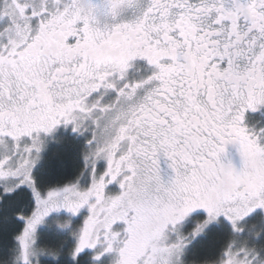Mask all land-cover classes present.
Instances as JSON below:
<instances>
[{
    "label": "snow or ice",
    "instance_id": "1",
    "mask_svg": "<svg viewBox=\"0 0 264 264\" xmlns=\"http://www.w3.org/2000/svg\"><path fill=\"white\" fill-rule=\"evenodd\" d=\"M261 105L264 0H0V264H264Z\"/></svg>",
    "mask_w": 264,
    "mask_h": 264
},
{
    "label": "clouds",
    "instance_id": "2",
    "mask_svg": "<svg viewBox=\"0 0 264 264\" xmlns=\"http://www.w3.org/2000/svg\"><path fill=\"white\" fill-rule=\"evenodd\" d=\"M244 165L237 166L232 160H222L218 163L216 172L240 190L250 191L255 185L264 181V159L249 156L245 159Z\"/></svg>",
    "mask_w": 264,
    "mask_h": 264
},
{
    "label": "flooded vegetation",
    "instance_id": "3",
    "mask_svg": "<svg viewBox=\"0 0 264 264\" xmlns=\"http://www.w3.org/2000/svg\"><path fill=\"white\" fill-rule=\"evenodd\" d=\"M245 122L249 127L256 130L264 128V105L258 106L255 112L249 110L246 113ZM227 156L239 166L240 156L235 146L229 145L227 147ZM161 165L162 167H166L163 158H161Z\"/></svg>",
    "mask_w": 264,
    "mask_h": 264
}]
</instances>
